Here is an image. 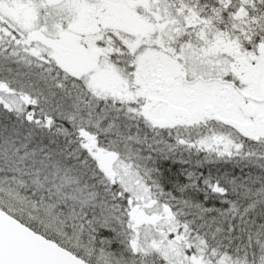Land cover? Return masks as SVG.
<instances>
[{
	"label": "snow or ice",
	"instance_id": "snow-or-ice-1",
	"mask_svg": "<svg viewBox=\"0 0 264 264\" xmlns=\"http://www.w3.org/2000/svg\"><path fill=\"white\" fill-rule=\"evenodd\" d=\"M0 264H264V0H0Z\"/></svg>",
	"mask_w": 264,
	"mask_h": 264
}]
</instances>
